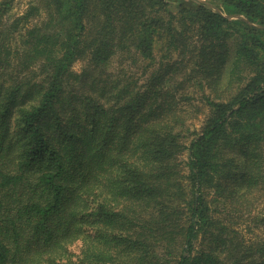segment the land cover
Returning <instances> with one entry per match:
<instances>
[{
	"label": "trees",
	"instance_id": "obj_1",
	"mask_svg": "<svg viewBox=\"0 0 264 264\" xmlns=\"http://www.w3.org/2000/svg\"><path fill=\"white\" fill-rule=\"evenodd\" d=\"M12 3L0 264H264V0Z\"/></svg>",
	"mask_w": 264,
	"mask_h": 264
},
{
	"label": "rangeland",
	"instance_id": "obj_2",
	"mask_svg": "<svg viewBox=\"0 0 264 264\" xmlns=\"http://www.w3.org/2000/svg\"><path fill=\"white\" fill-rule=\"evenodd\" d=\"M168 1L170 2L171 8L176 9L179 1L189 2L190 0H168ZM206 1H210L212 4L217 2V0H206ZM34 2H35V0H13L12 8H11V14L13 16H18V15L22 14L28 8V6H30V4H32ZM213 5L216 8H219L215 4H213ZM233 15L234 14L227 15V16L231 19H235L236 17H231ZM45 17H46V14H45V12L42 11L41 13H39L38 15L33 17L30 20L29 24H35V23H40V24L42 23L43 24ZM117 63H118V58H113V60L110 63L109 68L114 70L116 68ZM82 67H83L82 61H77L73 65V69L75 71H80L82 69ZM193 101L196 104L200 103L198 99H194ZM203 118H204V114L200 113V114H198V116H196L192 119H189L187 122L192 129L198 128L200 126ZM185 140H187L186 142H188V138ZM231 152L235 153V151H231ZM181 158H182V160H184L186 158V151L182 153ZM262 211H263V203H257L255 205H253L252 208L242 210L240 212V215H237L235 217L236 222L238 223L237 228L240 230V234H243V236L245 237V240H247L248 242L256 241L257 239H260L264 236V232L262 231L261 228H259V226L257 225L256 220H255L256 215L258 213H261ZM77 248H78V245H75L74 249H77Z\"/></svg>",
	"mask_w": 264,
	"mask_h": 264
},
{
	"label": "water",
	"instance_id": "obj_3",
	"mask_svg": "<svg viewBox=\"0 0 264 264\" xmlns=\"http://www.w3.org/2000/svg\"><path fill=\"white\" fill-rule=\"evenodd\" d=\"M231 17H237V15H233V16H231Z\"/></svg>",
	"mask_w": 264,
	"mask_h": 264
}]
</instances>
